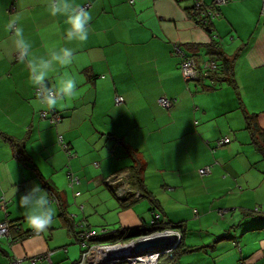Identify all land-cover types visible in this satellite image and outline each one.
<instances>
[{"label":"crops","instance_id":"obj_1","mask_svg":"<svg viewBox=\"0 0 264 264\" xmlns=\"http://www.w3.org/2000/svg\"><path fill=\"white\" fill-rule=\"evenodd\" d=\"M201 1L209 6L215 0ZM70 2L89 4L92 20L84 43L67 40L65 16L51 15L48 0H0V219L31 232L18 200L39 184L49 199V186L59 191L70 213L81 209L78 216L104 226L101 208L113 207L104 203L117 186L133 187L130 168L138 159L150 193L135 205L145 203L137 211L142 223L155 208L186 224L182 250L160 264H264V152L247 119L254 117L264 131L263 0L222 4L212 36L190 15L193 0ZM16 16L33 55L74 49L72 63L57 66L48 79L49 86L66 76L77 83L76 97L53 108L63 117L58 125L41 118L48 108L37 101L26 63L16 59L7 29ZM214 41L232 60L231 72L219 75L221 81L218 76L214 82L186 81L174 44L204 68L211 58L205 46ZM118 95L124 97L121 104ZM163 96L176 100L171 109L159 104ZM59 134L74 155L62 150ZM222 137L231 141L218 147ZM207 165L212 171L202 176L198 170ZM69 170L81 179L76 198L67 187ZM15 187L16 196L8 197ZM51 205L55 215L47 231L14 241L0 238V264L47 252L51 260L40 264H77L76 237L59 205ZM88 205L96 220L87 217ZM78 221L76 216L77 226Z\"/></svg>","mask_w":264,"mask_h":264},{"label":"clouds","instance_id":"obj_2","mask_svg":"<svg viewBox=\"0 0 264 264\" xmlns=\"http://www.w3.org/2000/svg\"><path fill=\"white\" fill-rule=\"evenodd\" d=\"M50 14L65 16L68 25L66 38L68 41L84 43L88 40L90 21L92 16L89 11L70 0H48ZM20 17L11 20L7 29L12 32V48L21 63H26L29 69V80L37 89L36 96L39 105L48 109L55 108L58 103L71 100L76 97L77 83L71 76L59 80L58 84L49 86L50 75L57 72V66L70 65L74 57V49L60 47L49 50L47 56H35L32 53V45L25 38L24 30L19 26ZM17 188L7 193L8 197L16 196ZM18 204L25 210L26 221L29 227L37 232H45L53 224L55 210L51 205L46 190L35 184L19 197Z\"/></svg>","mask_w":264,"mask_h":264},{"label":"trees","instance_id":"obj_3","mask_svg":"<svg viewBox=\"0 0 264 264\" xmlns=\"http://www.w3.org/2000/svg\"><path fill=\"white\" fill-rule=\"evenodd\" d=\"M196 2H197V0H193L192 6L190 8H188L190 15L192 16V18L196 21V23L198 25H200L202 28H204L212 36L214 16H212L210 13L207 12V7H208L207 5L204 4L202 7H198L196 5ZM205 47L208 48V51H209L208 53L211 55V58L208 60V62L213 60L217 63L216 75L218 76L217 79L219 81H221L224 78H222V77L219 78V75L229 74L231 72L232 60L229 59L225 55L224 50L215 41L212 43H209ZM182 48H183V46H182ZM185 53L187 54V56H191V57L195 58L193 55H191L187 52H185ZM195 60H196V58H195ZM196 62H197V60H196ZM197 64H198V62H197ZM198 66L200 68H202V66H200L199 64H198ZM202 69H204V68H202ZM180 72H181V69H180ZM201 74L202 75L198 79H196V81L201 82L202 80H204V78L210 79L208 76L204 75L205 69L201 72ZM181 75H182V73H181ZM59 113L61 114V112H59ZM61 116H62V114H61ZM62 119H63V117H62ZM247 119H248V125L250 127H252L253 131H254L253 132V141L255 143H258L264 152V131L262 129L258 128L256 122L254 121L255 120L254 117L249 116ZM63 140H64V138H63ZM58 142H59V139H58ZM64 142L67 143L69 146L68 142H66L65 140H64ZM60 146H61V144H60ZM61 148H62V146H61ZM62 150L66 153V155H69V156H71V154L74 155V152L72 151L73 149L70 146H69V151L71 154H68V152L66 150H64L63 148H62ZM20 155H21V153H20ZM199 173H200V171H199ZM143 174H144L143 164L140 163L138 159H136V164L130 168V180H131V185L134 188H136V190L140 191V197H138V198L135 197V193L133 192V193H130L124 200L119 197V199L121 200L122 203H125V202L128 203L129 201L133 202L134 200L140 199L142 197H149L150 193L143 188V185H144L143 184ZM202 176H204V175H202ZM80 181H81V179L78 175H76L75 173H73L70 170L68 171L67 187H68V189H70L73 192V195L75 198L79 197L81 195L80 191L77 192L74 190L75 186L80 184ZM49 187H51L50 191H49L50 200L52 202H56L59 205L60 216L65 223L67 222V225L70 228V232L73 233V235L76 237L75 238L76 242L80 247V252H82L84 249L82 248L80 239H82V237L84 235L83 233H85L86 231H88L90 229L95 230L94 226H92L90 223H88V220L86 217H84L83 219H80V220L78 219L79 224L77 226V222H75V217L76 216L78 217V214L75 212H73L75 214L70 213V211H68L66 209V202L63 199L61 193L59 191H56V189L53 188V186H49ZM114 193L118 197L116 190H114ZM6 205H7V201L5 200L4 197H2V205L1 206L5 209ZM157 216L160 217L159 220H157V218H158ZM151 218L153 219L152 222H149V223L144 222L141 225L136 226V227L122 228L119 230L118 229L117 230H115V229L114 230H108L104 226V229L107 230L106 234L102 233V234H98L97 236H94V238L92 237L90 239L89 243L91 244V243H98L100 241H103V242L104 241H115V240H119V239L130 240L131 238L128 236L135 234V233L146 234V233L153 232L154 230H158V229L162 230V229H166V228H174V229L180 230V232L182 234V241H181L180 246L177 247L173 251V257L175 259L177 252L181 251L183 246H184V241H185V236H186V228H185L186 224L183 222L175 223V222L170 221L164 215H162L160 212H157L155 210V208H152ZM0 220H7L9 222V228H10L9 236H0V238H3V237L7 238V239L10 238L9 240L14 241L16 239H23V238L28 237L30 235L38 234L33 230L31 232L30 231L24 232L21 228V224H19L16 221H12V220H9L7 218L6 219H0ZM41 233H39V234H41ZM11 259L12 258H10V260ZM4 264H6V263H4ZM39 264H40V262H39Z\"/></svg>","mask_w":264,"mask_h":264},{"label":"built area","instance_id":"obj_4","mask_svg":"<svg viewBox=\"0 0 264 264\" xmlns=\"http://www.w3.org/2000/svg\"><path fill=\"white\" fill-rule=\"evenodd\" d=\"M15 1V0H14ZM229 0H215L213 1L208 7L207 12L210 13L212 16H215L218 13L219 7L222 4H226ZM196 5L198 7H202L204 3L201 0H197ZM89 4H85L82 6L83 8L87 9ZM263 10H264V0H263ZM173 55L178 58L179 60V67L181 69V73L183 78L186 81L190 80H196L198 79L202 74L201 72L205 69V74L210 79L212 78V82L215 81L216 75V69H217V63L213 60L209 61L204 69L200 68L195 60V58L191 56H187L185 51L182 48V45L177 43L174 44L173 48ZM17 59V55H16ZM37 89H35V95H36ZM37 97V96H36ZM175 99H171L168 97H161L159 98V104L165 108V109H171L174 106ZM116 102L118 104H121L124 102V97L118 95L116 97ZM40 116L42 119L48 120L52 125H58L62 121V116L59 113V111L55 109H47V110H41ZM59 143L61 144L62 148L68 152V154H71L69 151V146L67 143L64 142L63 136L60 134L59 137ZM231 139L229 137H222L217 140V146L222 147L228 143H230ZM213 165H207L203 168H200V174L201 175H207L212 171ZM116 192L118 197L120 198H126L130 193H135V197H140V191L136 190V188L133 187H123V186H117ZM157 220H159V216H157ZM9 222L7 220H0V236H9ZM107 230L103 229L101 232L97 230H88L85 233H83L81 241L82 248L84 249L81 252V256L79 260L77 261V264H102L103 257H104V251L116 248L117 246H123L127 244H133L135 242H141L146 241L155 237L159 236H168V237H174L178 239H182V234L180 230L174 229V228H166L162 230H156L151 233L141 234L139 236L133 237L130 240L125 239H119L115 241H100L98 243H89L90 239L94 236H97L98 234L105 233ZM37 233V232H36ZM39 234V233H38ZM175 248L165 249L163 246H156L151 249L145 250L142 253L129 257L128 262L123 264H159L162 256L164 255H170L173 253ZM51 253V252H50ZM49 252L47 253H39L33 256H23V257H13L11 260H9L6 264H39V262L43 260H51ZM95 256V257H94ZM172 256V255H170ZM109 264H121V263H109Z\"/></svg>","mask_w":264,"mask_h":264},{"label":"rangeland","instance_id":"obj_5","mask_svg":"<svg viewBox=\"0 0 264 264\" xmlns=\"http://www.w3.org/2000/svg\"><path fill=\"white\" fill-rule=\"evenodd\" d=\"M87 194H88V196L90 195L89 192L86 193L85 195H87ZM114 196L112 195L111 197L113 199H111V200L107 201L106 203H104L105 205L109 204V205H112L113 207H111V208H109L107 210L104 207L101 208L102 212L106 211L105 216L103 218H104V221H105L104 223L107 222L108 224H105L106 226L104 225L105 228L108 229V230H114V229L117 230V229H120V228L136 227L138 225H141L142 224V221H141L142 219L139 218V216L137 214V211H140V210L144 211L146 209V206H145V203H141L140 205H138L135 208V205L140 203L141 202L140 200L143 199V198H140L139 202H132L130 204L124 205L121 202V200L115 194H114ZM83 200H85V199H83ZM79 210L80 211H74V212L75 213L81 212V209H79ZM88 211H89L88 212L89 215L87 217L90 218V219L92 217V219L96 220L95 214L90 215V214H92L93 211H95V209L92 208L90 205H88ZM149 213H150V217H151V212L149 211ZM83 218H84L83 214H80V216L77 217V219H79V220L83 219ZM137 219H139L140 222L136 224ZM152 220H153L152 218L150 220H148V223L152 222ZM92 225H94L95 230H97L99 232H101L104 229V226L99 224V222L96 223V222L92 221ZM78 246L79 245L75 243V245H74V247L76 248L75 252H76V254L78 252V256H80L81 252H80V249H79ZM234 248L237 249L236 247H234ZM78 249H79V251H78ZM164 257H165V255L162 256V258H164ZM162 258H161V260H162ZM83 264H87V263H83Z\"/></svg>","mask_w":264,"mask_h":264},{"label":"water","instance_id":"obj_6","mask_svg":"<svg viewBox=\"0 0 264 264\" xmlns=\"http://www.w3.org/2000/svg\"><path fill=\"white\" fill-rule=\"evenodd\" d=\"M124 199L125 198H123V200ZM158 230H161V229H158ZM139 235L141 234L135 233V234L129 235L128 237L132 238V237L139 236ZM181 241L182 239H178L174 237L159 236V237H155V238H152L146 241L135 242L133 244H127L123 246L120 245V246H117L116 248L104 251V257H103L102 264H109V263L123 264L129 261L128 260L129 257L136 256L145 250L151 249L159 245L163 246L165 249H170L171 247L177 248L180 246Z\"/></svg>","mask_w":264,"mask_h":264}]
</instances>
